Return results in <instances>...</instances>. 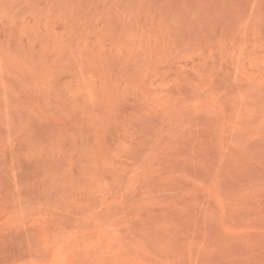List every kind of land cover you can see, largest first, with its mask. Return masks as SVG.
Masks as SVG:
<instances>
[{"label": "rangeland", "instance_id": "374dc122", "mask_svg": "<svg viewBox=\"0 0 264 264\" xmlns=\"http://www.w3.org/2000/svg\"><path fill=\"white\" fill-rule=\"evenodd\" d=\"M0 264H264V0H0Z\"/></svg>", "mask_w": 264, "mask_h": 264}]
</instances>
